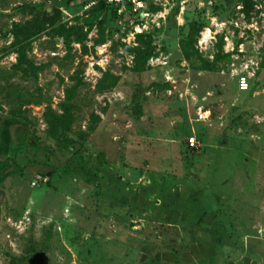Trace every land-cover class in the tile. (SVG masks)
Listing matches in <instances>:
<instances>
[{"label":"rangeland","instance_id":"1","mask_svg":"<svg viewBox=\"0 0 264 264\" xmlns=\"http://www.w3.org/2000/svg\"><path fill=\"white\" fill-rule=\"evenodd\" d=\"M199 1L0 0V264H264V0Z\"/></svg>","mask_w":264,"mask_h":264},{"label":"built area","instance_id":"2","mask_svg":"<svg viewBox=\"0 0 264 264\" xmlns=\"http://www.w3.org/2000/svg\"><path fill=\"white\" fill-rule=\"evenodd\" d=\"M99 0L86 2L85 9L95 5ZM105 4L113 6L117 15L130 19L137 32H144L146 27H162L166 22V14L170 5L177 4L180 12L184 13L186 5L194 0H102ZM203 0L199 1L201 4ZM240 88L247 89L248 83L245 76L239 80ZM206 112H199V119L206 117ZM191 146H197L196 137L189 138Z\"/></svg>","mask_w":264,"mask_h":264},{"label":"trees","instance_id":"3","mask_svg":"<svg viewBox=\"0 0 264 264\" xmlns=\"http://www.w3.org/2000/svg\"><path fill=\"white\" fill-rule=\"evenodd\" d=\"M87 2L90 0H86ZM100 7H112L110 5L105 4L102 0H99L97 4L93 5L90 9H96ZM115 9V8H114ZM116 11V10H115ZM60 15V13L58 12ZM29 21H26L24 23H16L13 27V34L15 36L16 42H20L19 38L21 35L28 36V27ZM18 52L20 56L23 54V48H19ZM76 79V83L71 85L70 87H66L65 93L66 98L63 103V112L60 115H55L50 118L49 114V121L55 125H66V127H69V125L73 122V119L75 118L73 109L75 108L73 101L75 100V96L79 90L80 85L82 84V79L78 77H72ZM120 80V76L118 75H111L110 73L106 72L103 75V80L101 81V84L99 85V89L105 90L107 88H110L112 86H115L118 81ZM85 135V133H83ZM6 139V135L3 134V132L0 131V146L4 145Z\"/></svg>","mask_w":264,"mask_h":264}]
</instances>
